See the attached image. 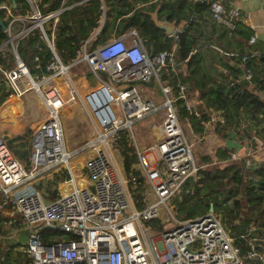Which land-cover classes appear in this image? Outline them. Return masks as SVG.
<instances>
[{"label":"built area","instance_id":"1","mask_svg":"<svg viewBox=\"0 0 264 264\" xmlns=\"http://www.w3.org/2000/svg\"><path fill=\"white\" fill-rule=\"evenodd\" d=\"M90 1L98 3V15L73 57L64 61L55 44L57 26L64 12ZM187 1L208 7L214 19L226 20L230 31L236 28L241 17V9L234 0ZM27 3L28 9L15 1L0 3V13L6 22L3 30L6 39L1 47L9 45L14 58V66L3 72L10 94L8 102L0 108L7 111L13 105L15 112L25 113V102L31 95L42 104L29 126L31 148L27 166L6 143L7 138L13 137L4 132L5 124L13 123L10 112H4L7 117L0 119V229L7 233L6 227L11 226L9 233L27 235L20 251L22 257L15 258L17 264L263 261L264 235L247 237L243 252L225 228L221 216L213 211L177 220L158 237L153 235L156 227L150 222L160 216L162 207L173 211L172 197L199 170L192 151L193 142L189 141L178 117L177 105V100L182 99L190 109L196 89L177 82L175 92L166 80L167 75L181 70L176 56L178 34L183 29L175 28L172 46L156 53L146 50L135 31L129 41L112 37L92 46L106 23L105 0H74L73 3L61 0L54 9L41 6L38 0H27ZM13 8L22 12L16 13ZM26 37L34 40V73L18 53L19 42ZM255 41L256 36H251L249 42ZM216 49L222 56L235 59L244 79L254 86L248 60L257 55ZM77 67L84 68L80 76L73 72ZM89 75L96 79L94 86L88 84ZM151 85L154 91L149 97ZM82 86L86 87L83 93ZM76 103L82 105V115L85 114L90 128L64 121L63 114L68 109H71L68 114L77 116L73 107ZM152 116L160 119V135L147 149L139 148L132 126ZM122 133L130 138L137 158L128 174L118 163ZM133 172H138V177ZM55 176L57 182L50 186L54 196L46 197L38 179ZM137 185L142 190L136 189ZM44 228L51 230L48 236L43 235ZM3 250L9 251L10 246ZM9 260L14 259L9 256ZM8 261L0 252V264Z\"/></svg>","mask_w":264,"mask_h":264},{"label":"trees","instance_id":"2","mask_svg":"<svg viewBox=\"0 0 264 264\" xmlns=\"http://www.w3.org/2000/svg\"><path fill=\"white\" fill-rule=\"evenodd\" d=\"M15 1L22 4L23 0H0L2 2ZM110 8L107 10L108 20L101 34L95 39L93 45L98 42L106 40L107 34L110 32L109 16L116 6H125V13L132 12L125 18L128 27H134L140 36L143 43L150 46L151 52L156 53L163 49H169L173 43L172 36H165L164 32L157 28L150 16L143 11V6L135 8L138 3L145 4L151 0H105ZM44 3L50 2L48 9H54L58 6L59 0H43ZM24 6V5H23ZM159 6V14L164 15L168 21H175L179 23L181 20L186 21L179 36V48L177 50V60L185 62L187 72L179 70L176 73L167 75V82L174 87L177 82H180L188 87H198L201 84L207 83L209 80L200 65V59L196 53L190 54L195 48L196 35L191 33V18L195 12L208 10L209 8L203 5H191L187 0H155L149 5L150 10H154ZM98 3L90 1L82 6L75 7L70 11L63 13L61 21L56 30V48L64 61L70 60L75 52L81 39L86 38L89 34V28L92 22L97 17ZM13 11L22 12L13 8ZM2 12L0 13V21L6 24L2 19ZM118 15V13L116 14ZM114 16L116 18L117 16ZM19 25L16 26V29ZM211 30H213L211 28ZM252 31L240 24L236 23V28L231 31L229 43L236 44L235 51L243 53L245 49L248 54H252L250 46L243 47V41L249 40ZM6 39V34L0 26V47ZM228 51V50H227ZM237 52V51H236ZM18 53L25 61L31 72H35L33 66L34 40L26 37L19 42ZM32 59V62L29 61ZM248 60V67L253 72V84L251 86L244 79L241 70L224 67L226 71H233L232 75L223 77L219 82L204 86L199 89L198 95L191 98L190 109H187L182 99L177 100L178 117L183 125L189 124L195 133L202 130L204 123L210 119L211 112H217L221 116L220 137L231 139L236 138L241 142L249 136V140H253V136H257L260 131L244 125L243 119L250 121L257 127L260 126L264 131V52L260 53L259 64L250 63ZM14 66L13 54L10 52L9 45L0 48V105L8 98L10 92L7 88L4 71ZM9 104V103H8ZM5 105L2 108H6ZM13 106V105H12ZM242 109V110H241ZM8 111V109H5ZM0 108V119L7 117ZM245 116L241 115V112ZM10 118L13 119L14 127L4 130L10 135H19L23 131V120L20 116L15 115V110L9 109ZM186 121V122H185ZM263 124V125H262ZM0 128H2L0 120ZM186 131V129H185ZM254 131V132H253ZM30 140H31V132ZM26 133L16 136L10 141V147L14 154L21 160L26 157L25 149L21 150L19 147L26 145ZM24 151V152H22ZM214 153L202 155L197 157L199 163L198 173L196 177L189 178L182 189L181 195L176 194L172 197L174 201L175 218L178 221L194 218L206 214L212 204L213 209L217 205L218 209L225 206V199L232 200L231 207L225 211L231 221L232 216L238 212V222L232 224L230 222V230L226 227L229 233L231 232L236 239V243L242 248L246 249L245 239L249 237L248 214L260 213L264 218V213L260 210L261 204L264 200V163L257 168H249L243 160L231 159V149L227 146L215 147ZM122 163L125 172L128 174L134 163H136V155L134 149L128 146L126 141L120 147ZM196 161V160H195ZM24 162V161H22ZM135 177H138V172H133ZM57 179V178H56ZM55 179V180H56ZM137 180H141L138 178ZM136 189L142 190L140 185ZM50 198L54 193H49ZM223 199L218 201L220 196ZM258 211V212H256ZM222 219V218H221ZM233 222V221H232ZM152 224V221H151ZM262 227L264 230V219L262 220ZM225 225V223H224ZM161 231L162 228L159 227ZM43 235L48 236L51 233L50 229H42ZM230 233V234H231ZM260 233V232H258ZM264 235L263 232L260 235ZM231 235V236H232ZM13 246L10 247V249ZM1 257L8 261L9 251H0ZM15 260H9L7 264H15ZM17 263V262H16ZM246 264H264V260H247Z\"/></svg>","mask_w":264,"mask_h":264},{"label":"rangeland","instance_id":"3","mask_svg":"<svg viewBox=\"0 0 264 264\" xmlns=\"http://www.w3.org/2000/svg\"><path fill=\"white\" fill-rule=\"evenodd\" d=\"M21 6L23 9L30 8V5H29V3H27V0H23V3L21 4ZM202 17H203L202 23H203V25H206L205 30H204V34L206 35V41L208 42L210 37H211L208 30H207L210 25L216 31L217 36L212 41L213 43H209V44L204 43L203 45H201V47L200 46L197 47V45L195 44L194 50L196 53V52H198L199 49H201L203 65L206 68L210 69V67L215 66L219 62L218 54H217L218 52H216V50L214 49V47H215L214 44L222 46V49L225 50L223 47L225 46V41L226 42L229 41V34H228L227 29L224 26L218 24L217 20L213 18L212 12L210 9L203 11ZM106 37H107L106 40L111 38V36H108V35ZM106 40H104V41H106ZM104 41H102V42H104ZM102 42H98L97 44H100ZM231 44L234 46L233 43H231ZM29 61L32 62V59L29 58ZM81 71H84L83 67L73 68V72L76 73L75 75L80 76L82 74V73H80ZM32 73H34V72H32ZM88 84L90 86H94L96 84V79L92 75H89V77H88ZM155 89H156V91H158V87H155ZM84 91H85V89L82 86L80 88V92L83 93ZM153 91H154V86L151 85L149 92H147V95H149L151 93V95L149 96V97H151L153 95ZM5 102L6 101H4V103ZM73 107H75V109L77 111L76 112L77 116L72 117L71 116L72 113L68 114L67 111H69L71 109L66 110V108H67L66 107L65 108L66 111L63 114L64 121L65 122L73 121L76 123L78 122L80 125H85L86 127L90 128L89 122L85 118V114H84V116L82 115V112H81L82 105L80 103H76V106H73ZM41 108H42L41 102L39 104L37 99L34 98V95H31L29 101L25 102V109L27 110V112H25V113L16 112L15 113V115L19 114V116L23 120L24 127H23V131L21 132L20 135L25 134V133L27 135L26 139H25L26 145L24 147H19L21 150L25 149V153H26L25 157L26 158L24 160H21L20 158L19 159L21 161H24L22 163H24L26 166L29 165V154H30V148H31L29 126L31 124V119L34 118L35 112L39 111ZM68 115H69V117H66ZM243 121L245 122V119H243ZM159 124H160V119L158 118V116H152L150 118L138 120L133 124V126H132L133 136H134V139L137 141L139 148L147 149L149 146H151L153 144V142H155L156 138L160 135V131L158 129ZM13 125L14 124L11 121H8L5 124L6 130L14 127ZM254 128L258 129V127H254ZM258 130L260 131V133L257 134V137L261 139L262 145H258L254 141L249 140V138H250L249 136L244 138V140H242L240 143L243 144V146H245V147H243V149L247 147L253 151V153L255 155V157L253 159L251 158V160L253 162L257 161V162L261 163L262 160H264V145H263L264 144V131L262 129H258ZM127 131H129V129H127ZM186 133H187L186 134L187 137L189 138V141L192 142L193 139H195V138L193 137V135L191 133L188 134L187 131H186ZM122 134H124V133H122ZM11 136L15 137L16 135H11ZM13 137L7 138V141H6L7 145L9 146V148L11 149L12 152H13V149L10 147V141L12 140ZM125 141H126L128 146H131L133 148V144L131 143L130 138L128 140V137H126L125 134L122 137L123 143L122 142L120 143V147L124 145ZM214 149H215V146L213 144L209 145V144H206L204 141H202L200 144H193L192 145L193 155L195 157L196 162H198V163H199V160L197 158L198 156H199V158H201L202 155L212 154V151H214ZM22 152H24V151H22ZM243 152H244V150H243ZM258 155H260V157H258ZM149 158L151 159V157H149ZM241 160H243V162L247 164V162L250 160V158L247 159V156H245ZM118 163L124 172L125 170L123 167L121 155H118ZM52 182H54V184H56L57 179L55 180V177H53L52 179H49L46 177H42V178L38 179L39 187L43 193H46L45 194L46 197H50L49 193L51 192L50 186H51ZM180 195H181V192L178 194V196H180ZM134 199H136V198L134 197ZM221 199H223V195L220 196L218 201H221ZM224 201H225V206H222L218 209L217 205H215V209H213V212L215 214L221 216L223 224L225 223V225H224L225 228L227 227L229 229L230 228V222L232 224L238 222V219H237L238 212L235 213L234 217L232 216L231 221H229L228 216L225 215V211H226V209H228V207H231L232 200L225 199ZM170 203L173 206V211L169 212L165 207H162V209L160 211V216L158 218L152 220L153 226L158 227L159 223H161V224H163V227L166 228V227L175 225L177 223V219L175 218L176 212L174 211V201H170ZM256 212H258V211H256ZM253 213L254 212H250L248 214L247 230L249 231V237H252L256 234L260 235L261 232L264 233L263 228H259V227H262V225H263L262 224V220L264 219L263 216L260 215V213H257V214H253ZM6 229H8L7 233L6 232L4 233L3 230L0 229V244L11 245V244H14L16 240H18L19 244H18V246H14V249L22 251L24 248V243L27 240V235L24 233H21V234L17 233L14 235L13 231H12V234L9 233V231L12 230L11 226H7ZM258 232H260V233H258ZM158 234L159 233L156 230L153 235L158 237ZM230 235H232V233ZM15 264H17V263L15 262Z\"/></svg>","mask_w":264,"mask_h":264},{"label":"crops","instance_id":"4","mask_svg":"<svg viewBox=\"0 0 264 264\" xmlns=\"http://www.w3.org/2000/svg\"><path fill=\"white\" fill-rule=\"evenodd\" d=\"M60 1L61 0H59L58 5H60ZM73 1L74 0H69V3H73ZM154 1L155 0H151L145 4L138 3L134 9L143 6V11L148 14V12L154 11L156 9V8L154 10L149 9V5ZM234 2L241 9V17L239 18V20L236 23L239 22L243 26L249 28L252 31L251 36H253V35L256 36V41L254 43H250L249 40L243 41L241 43H242L243 47L250 46V48H251L250 50L253 51L252 55H257L256 57L251 59L250 63L259 64L260 53L264 52V0H234ZM38 3L43 7L50 5V2L44 3L43 0H38ZM85 4L86 3H84V5ZM105 4H106L107 10H108L110 8V6L108 5L107 1H105ZM82 5H80V6H82ZM76 7H79V6H76ZM157 7H159V6H157ZM125 11H126V7L121 6V5L116 6V8L112 10V12L109 16V22H111L110 23L111 29H110V32L107 34L108 36H111V38L112 37H124L127 41H129L131 33L133 31H135L137 33V31L134 27H128L126 25L125 18L127 16H129L132 12L125 13ZM203 11H205V10L195 12L191 18L192 23L190 25V27H191L190 31L192 34L196 35L197 47H199V46L201 47V45H203L204 43L205 44L213 43L212 41L217 36L216 31L210 25L207 30H208L211 37H210L208 42L206 41V35L204 34V30H205L206 25H203V23H202ZM117 13H118V15H116ZM115 15L117 16L116 18H114ZM158 19H159V21H168L165 19L164 15L159 14V11H158ZM106 20H108V16H107ZM168 22H172V21H168ZM185 22L186 21L181 20L179 23H177V24L175 23L176 28L184 27V25L186 24ZM217 23L224 26L227 29L229 37H230L231 31L229 30V27L226 23V20L225 19H219V20H217ZM211 28L213 30H211ZM164 34H165V32H164ZM165 36H172V34L171 35L165 34ZM144 45H145L146 50L148 52H151L150 46L146 43H144ZM92 46H96V45H92ZM214 46H215L214 49L216 50V52H218L217 54H218L219 62L215 66L210 67V69L206 68L203 65L201 49H199L197 52V56L200 59V65L202 67V70H203L204 74L207 77H209L208 78L209 81L205 84L199 85L198 87H188L187 86L189 89H196V91H194L193 95L191 96L192 98H194L196 95H198L200 88L207 86V85H210V84H213V83H216V82H219L223 77L232 75L235 68L238 69V67H236L237 64H236L235 59H231V58L222 56V54L216 49V47H219L222 49V46L215 45V44H214ZM235 46H236V44H234V46H233L231 43L225 41V46L223 48L225 50H228V51H235ZM236 51L239 52L240 49H237ZM244 52H247V50L245 49ZM230 66H231V68H234V70L233 71L231 70L230 72L226 71V69L224 67L228 68ZM179 67L181 68L182 72H185V71L187 72V67H186L185 62H181ZM262 94H264L263 91H262ZM5 101L8 102V99ZM2 104L0 105V107L2 106ZM7 108H8V111H9V109L10 110L11 109L16 110V108H14V106H12V105H9ZM7 113H9V112H7ZM241 115L245 116V113L242 111ZM10 116H11V114H10ZM220 121H221V116L217 112H211L210 119L206 123H204L203 128L200 132L195 133L192 130L191 126L188 124H185L184 127H185L186 131L188 132V134L191 133L193 135V137L195 138L192 141L193 144H200L202 141H204L206 144H209V145L213 144L215 147L227 146L229 149H231V159L240 160L243 157L247 156V159L250 158V160L246 164L249 168H257V167L261 166L264 163V160H262L261 163L257 162V161L253 162L251 160V158L253 159L255 157V155L250 148L246 147L243 149V147H245V146H243V144H241L239 141H237L236 138L231 139L230 136H228L227 138H221L219 136L220 135V124H219ZM244 125H248L250 127H257L256 125H254L253 123H251L248 120H246V122H244ZM254 129H257V128H254ZM258 129H261V127L258 126ZM186 131H185V133H186ZM253 138H254L253 140L255 143H257L258 145H262L260 138H258L256 135L253 136ZM243 150H244V152H243ZM212 153H214V152L212 151ZM258 157H260V155H258ZM55 179H56V176H55ZM51 184H54V182H52ZM38 185H39V183H38ZM260 210L264 213V200L261 204ZM159 227H161L162 230L164 229L163 224L159 223V226L156 227V230L158 233H160L162 231V230L161 231L159 230ZM18 244L19 243H16V242L14 244H11V245L0 244V251H4L3 248L5 246H10V247L13 246L9 250V256L11 258H13L16 262H18L15 258L16 257H19V258L22 257L21 252L17 249H14V246H18Z\"/></svg>","mask_w":264,"mask_h":264},{"label":"water","instance_id":"5","mask_svg":"<svg viewBox=\"0 0 264 264\" xmlns=\"http://www.w3.org/2000/svg\"><path fill=\"white\" fill-rule=\"evenodd\" d=\"M158 11L159 7H157L154 11L148 12V15L150 16L151 20L155 24V26L165 32L166 35L173 34L176 24L174 21L168 22V21H159L158 19ZM0 26L2 29H5V24L0 21ZM209 211H213V206L211 204Z\"/></svg>","mask_w":264,"mask_h":264}]
</instances>
